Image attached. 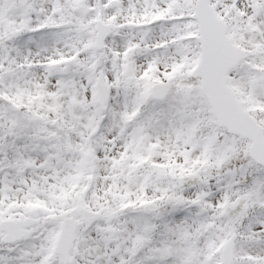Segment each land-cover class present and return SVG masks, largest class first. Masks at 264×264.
Listing matches in <instances>:
<instances>
[{
	"label": "snow or ice",
	"instance_id": "1",
	"mask_svg": "<svg viewBox=\"0 0 264 264\" xmlns=\"http://www.w3.org/2000/svg\"><path fill=\"white\" fill-rule=\"evenodd\" d=\"M0 264H264V0H0Z\"/></svg>",
	"mask_w": 264,
	"mask_h": 264
}]
</instances>
